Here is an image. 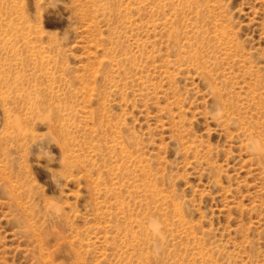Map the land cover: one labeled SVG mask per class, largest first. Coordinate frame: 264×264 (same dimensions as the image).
<instances>
[{"label": "rangeland", "instance_id": "1", "mask_svg": "<svg viewBox=\"0 0 264 264\" xmlns=\"http://www.w3.org/2000/svg\"><path fill=\"white\" fill-rule=\"evenodd\" d=\"M0 264H264V0H0Z\"/></svg>", "mask_w": 264, "mask_h": 264}, {"label": "clouds", "instance_id": "2", "mask_svg": "<svg viewBox=\"0 0 264 264\" xmlns=\"http://www.w3.org/2000/svg\"><path fill=\"white\" fill-rule=\"evenodd\" d=\"M152 228H153V231H155V232H159L160 226H159L158 223L153 222V224H152Z\"/></svg>", "mask_w": 264, "mask_h": 264}]
</instances>
